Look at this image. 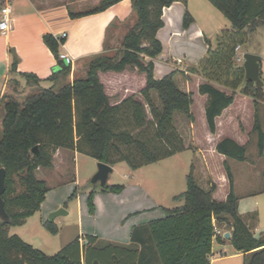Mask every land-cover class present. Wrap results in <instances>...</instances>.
I'll return each mask as SVG.
<instances>
[{
    "label": "trees",
    "instance_id": "16d2710c",
    "mask_svg": "<svg viewBox=\"0 0 264 264\" xmlns=\"http://www.w3.org/2000/svg\"><path fill=\"white\" fill-rule=\"evenodd\" d=\"M120 1L98 0L89 6L73 0L68 8L71 17L77 18L102 12ZM177 1L180 0H132L135 21L126 26L120 46L114 53L109 52L114 20L106 32L105 51L92 55L86 74L73 80L72 65L60 58L59 47L66 40L51 33L44 35V41L63 64L49 77L54 84L42 87L36 74L22 73L26 85L36 91L23 99L6 95L0 102V168L7 171L3 199L9 215L7 221L0 219V264H89L95 236L88 235L84 249L79 237L49 255L11 233L13 226L24 225L40 210L50 190L47 182L37 177L36 170L52 167L59 148L77 150L111 165L124 161L132 168L169 157L186 148L174 125L176 113L190 120L198 146L205 149L210 178L200 180L193 162L186 190L174 197L183 199V204L168 209L165 217L134 228L132 240L142 246L140 264H211L214 241L225 238V233L216 231L221 226L228 227L231 242L239 252H253L247 264H264V234L256 237L240 215L234 174L228 162V158L246 159L253 132L258 133L259 152L264 151V130L258 115L264 88L246 78L244 65L237 64L235 57L237 37L244 33L251 36L264 27V0H211L230 19V33L217 37L215 43L206 37L207 55L198 67L189 69L190 73L176 68L156 78L153 59L164 48L158 37L165 25L164 9ZM34 2L42 6L44 0ZM192 21L186 11L184 25ZM18 63L19 58L14 56L12 70H17ZM110 78L114 80L112 84L108 82ZM127 79H133L138 90L120 91ZM115 95L120 97L115 100ZM244 96L250 100L246 105ZM235 105L244 108L233 122L220 119ZM126 118L140 128L150 121L157 138L168 143L151 146L143 135L126 127ZM236 129L246 138L245 143L235 138ZM35 146L38 152L32 151ZM124 188L122 184L101 186L103 191L114 192ZM93 196L91 192L88 199L91 212L95 210ZM44 225L50 232H58L55 221L47 220Z\"/></svg>",
    "mask_w": 264,
    "mask_h": 264
},
{
    "label": "crops",
    "instance_id": "0c3cea01",
    "mask_svg": "<svg viewBox=\"0 0 264 264\" xmlns=\"http://www.w3.org/2000/svg\"><path fill=\"white\" fill-rule=\"evenodd\" d=\"M177 2L164 9L165 25L158 32L160 39L163 29L166 30L167 26L171 28L168 40H172L173 36L178 32L176 28H173L176 19L174 10ZM69 4L65 0H44L43 5L38 6L34 0H13L12 29L8 32L0 31V102L6 95H13L18 99H22L36 91V88L26 85V80L22 73L36 74L41 79V86L45 87V83L51 81L49 77L61 69L63 64L60 63L56 54L44 41L46 33H51L56 37L64 32L67 33V37L64 38L66 41L59 47V52L68 53L74 59L75 64L76 61L104 52L106 32L110 23L116 19H124L133 13L132 0H122L102 12L72 18L69 13ZM166 32H164V35ZM198 32H201V30ZM161 54L153 59L156 78H161L176 68L183 69L189 73L190 70L188 71L187 67L199 66V64H186L183 67L179 62L176 64L163 60L158 62ZM14 56L19 58L17 70L15 71L12 70ZM73 73L72 70V75ZM157 73H160L161 76H158ZM195 76L201 77L202 74H195ZM71 80H73V76ZM242 101L246 105L250 100L249 97L244 96ZM235 108L236 105L232 109L225 111L220 119H232L233 122L235 117L243 111L242 108L244 106ZM230 110H232L231 114ZM258 115L264 130L260 105L258 106ZM256 135L258 137L257 132L252 133V140L249 141L251 143L247 146V154L244 161L228 158V162L234 174L235 192L239 197V213L251 225L254 235L260 237L264 234V151L261 154L258 147L257 150H254L256 154L252 158L249 153L251 144L256 142ZM235 138L241 143L246 141L244 135L237 129L235 130ZM66 150L63 148L58 149L54 155L55 159L59 155L65 154ZM69 151L72 152V166L76 171V156L79 152L77 150ZM202 157H204V164L208 166L207 156L204 151ZM230 159L237 161L238 166L241 167V174L239 173L238 175ZM112 167L114 168L113 165ZM38 169L53 170V167H40ZM72 177H75V181L72 184H76L78 182L76 174L73 173ZM43 179L47 182L46 178ZM134 182L135 184H128L120 192L97 191L94 194L96 206L93 214H91L88 207L87 195H85L86 203L84 202L83 194L78 195L79 225L77 237L74 238V234L69 240H64L60 243L59 248H63L80 237V247L84 249L87 237L91 235L95 236L96 239L92 242L89 264H140L142 246L139 242L132 240L134 228L167 216L168 209L174 207L162 203V200L149 192L146 185ZM48 186L52 189V186L49 184ZM51 189L46 194V198L53 192L54 188ZM69 193H71L70 188L65 190L63 196L57 193L52 199H49V205L46 210L44 209L45 213H43V210L40 212L41 226L45 227L44 215L59 209ZM45 202H47V199L42 203V206L45 205ZM70 213L68 211L66 215ZM58 217L54 219L55 222ZM84 217L89 222H86ZM100 218L108 219L105 222L106 228L104 232L98 229L97 224L93 225L91 223L92 220L98 221ZM29 219L25 224L28 223ZM25 224L22 226H25ZM57 226L58 232L56 234L51 233L55 236H61L64 226ZM221 230L229 231L227 226H221ZM27 235H29V232H27ZM20 236L24 240L29 241L24 235ZM228 252L231 253L230 256L244 254L248 257L253 253L248 252L245 254L239 252L232 244L230 237H225L223 240L214 241L211 264L218 259L226 257ZM85 259L83 253V263Z\"/></svg>",
    "mask_w": 264,
    "mask_h": 264
},
{
    "label": "rangeland",
    "instance_id": "374dc122",
    "mask_svg": "<svg viewBox=\"0 0 264 264\" xmlns=\"http://www.w3.org/2000/svg\"><path fill=\"white\" fill-rule=\"evenodd\" d=\"M65 1L71 2L73 0ZM79 1L80 4L86 2L89 6H92L94 3L98 2V0ZM84 7L88 6H82L81 8ZM174 11L176 13V19L173 28H176L178 32L173 36L172 40H168L170 34L169 31L171 28H168L167 26L166 30L163 29L160 37L163 41L164 48L162 51L163 54H161L162 52L160 53V57L162 59L158 58V62H160L159 60L171 62L173 64L179 62L181 65H183V67L186 64L198 65L204 56L207 55L208 43L206 41V37H209L215 43L217 42V37L221 36L220 38H224L226 36L225 34L230 33L227 31L232 26L230 19L218 7H216L211 0H187L186 2L180 0L177 2ZM186 11H189L191 17L193 18V21L187 27L184 25ZM134 21L135 17L133 13L124 19H116V25L111 28L110 37L108 39V43L111 47L109 50L110 53H114L116 48L120 46L121 37L124 34L126 26L133 24ZM199 29L201 32H198L200 31ZM165 31L167 32L164 35ZM237 38L239 42L238 44H241L242 46L240 53L245 54L246 52H255L262 56L261 77L264 81V27L259 28L256 32L251 34V36L244 33L239 35ZM235 57L237 64L244 65L245 59H239L237 53ZM88 61L89 58L76 61L74 66L72 65V70L74 73L72 75L71 72L70 79L72 76L74 79L77 76L85 75ZM187 68L189 71L190 66ZM157 75L161 76L160 73H157ZM113 81L114 80L112 78L108 79V82L111 84ZM134 83L135 81H133V79H127L124 85L122 87L120 86L121 89L119 88V90L123 92L125 90H138L139 87L137 86V83L136 85ZM53 84V81H49L45 83V87H50ZM111 93L116 94L117 92L112 90ZM119 97L115 95L114 99L116 100ZM154 98L155 101L159 103V99L156 96H154ZM259 105L264 125V99L259 102ZM196 110L199 114L200 109L197 108V106ZM125 124L126 127L134 134L141 136L143 135V137L150 143L151 146H159L162 142L168 143L166 140L162 141L161 139L157 138L155 126L150 121L144 125L143 128L132 124L131 119L129 118L125 119ZM174 125L179 130L180 135L183 137L184 143L187 146L185 149L179 150L169 157L163 158L154 163L140 166L138 168H132L124 161L114 164L113 171L109 175L108 184H122L127 186L128 184H135L134 181H136L146 185L149 192H151L156 198L162 200V203L167 204V206H181L184 201H177L174 197L175 195L186 190V178L191 170L192 163L194 162L197 170V176L202 181H207L208 178H210L211 170L207 165L204 164V157H202V153L203 151L205 152V149L198 146L199 144L195 139L190 120L185 115L176 113L174 117ZM242 126L243 124L241 123V130L244 131V127ZM250 140H252V134L250 135ZM255 141L256 142L251 144L249 150L251 158L254 154H256L254 153V150L258 149L257 135ZM250 143L248 144L250 145ZM57 150L55 151L54 155L56 154ZM58 157L56 159L53 157V170H36L37 177L40 179L46 178L48 184L52 186V189H55H53V192L49 194L48 198H45L44 201L47 199V202H45V205H43L44 208L41 205L40 210L29 219L25 226H13L11 228L12 234L24 235L25 238L29 240H26L27 242L31 243L49 255L57 253L60 250V243L64 240H69L74 234V238L77 237L79 225L77 205L78 195L83 194V199L86 203V200L89 199L91 192H94L95 194L97 191H101V183L92 182L94 175L99 169V161L96 158H93L86 153L79 152L76 156L75 171L72 166L71 151L67 149L65 154L59 155ZM230 162L235 167L238 175L239 173L241 174V167L238 166L237 161L230 159ZM73 173L76 174L78 179L76 184H72L75 181V177H72ZM69 188L71 189V193L66 195L61 207H64L66 211H70L71 213L69 215H61L56 219V225L64 226V229L61 236H55L45 227L41 226L40 212L43 210V213H45L44 209H47L49 205V199H52L57 193L63 196L65 190H68ZM18 189H22L20 183H18ZM224 189V185H222L221 191H224ZM85 195H87L86 200ZM93 204L96 206L94 202V196ZM88 207L90 209L89 205ZM51 212L44 215L45 221L49 219ZM94 212H91V214ZM84 220L89 222L87 218ZM107 220L108 219L100 218L98 221L92 220L91 223L93 225L97 224L98 229L104 232L106 228L105 222H107ZM109 220L111 221V219ZM220 231L221 234L226 233L221 229ZM27 232H29V235H27ZM230 254L231 253L228 252L226 257L214 261L213 264H247L250 260V257L245 256L244 254L235 256H230Z\"/></svg>",
    "mask_w": 264,
    "mask_h": 264
},
{
    "label": "water",
    "instance_id": "95a60500",
    "mask_svg": "<svg viewBox=\"0 0 264 264\" xmlns=\"http://www.w3.org/2000/svg\"><path fill=\"white\" fill-rule=\"evenodd\" d=\"M244 67L246 71V78L255 82L257 87H263L264 81L261 77V60L262 56L257 53L253 52H246L244 54ZM38 146H35L32 151L38 152ZM99 169L94 175L92 182L97 183L100 182L101 186H105L108 183L109 175L113 171V167L111 164L106 162L99 161ZM6 169L0 168V219L7 221L9 219V215L6 211L5 201L3 199V194L6 191ZM68 211L64 207H60L59 209L53 211L50 216L49 220L54 221V219L60 215H66ZM225 237H230L231 233L226 232Z\"/></svg>",
    "mask_w": 264,
    "mask_h": 264
},
{
    "label": "built area",
    "instance_id": "2783aa9c",
    "mask_svg": "<svg viewBox=\"0 0 264 264\" xmlns=\"http://www.w3.org/2000/svg\"><path fill=\"white\" fill-rule=\"evenodd\" d=\"M13 0H0V31L8 32L12 29L13 17ZM67 37V33L64 32L60 36H57L58 39H64ZM241 44L237 45L236 53L239 59H245L244 54L240 53ZM60 58L65 60L68 64L74 65V59L68 53H60ZM217 233L221 231L216 230Z\"/></svg>",
    "mask_w": 264,
    "mask_h": 264
}]
</instances>
